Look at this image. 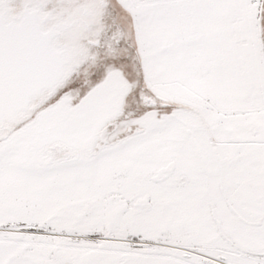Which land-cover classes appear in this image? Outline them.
<instances>
[{"label":"snow or ice","instance_id":"1","mask_svg":"<svg viewBox=\"0 0 264 264\" xmlns=\"http://www.w3.org/2000/svg\"><path fill=\"white\" fill-rule=\"evenodd\" d=\"M0 264H264V0H0Z\"/></svg>","mask_w":264,"mask_h":264}]
</instances>
